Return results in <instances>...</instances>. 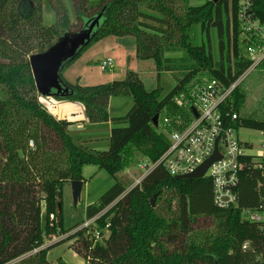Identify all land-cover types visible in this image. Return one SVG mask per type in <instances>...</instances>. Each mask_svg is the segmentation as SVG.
Segmentation results:
<instances>
[{"label":"trees","instance_id":"1","mask_svg":"<svg viewBox=\"0 0 264 264\" xmlns=\"http://www.w3.org/2000/svg\"><path fill=\"white\" fill-rule=\"evenodd\" d=\"M71 1L75 23L64 1L57 0L59 18L46 26L44 0H0V264H50L51 251L64 242L89 264H264V170L254 168L251 157L244 159L238 205L227 210L214 206L209 178L177 180L159 166L125 197L129 186L118 178L138 156L151 163L163 157L170 139L160 124L164 117L178 115V95L206 80L229 88L251 68L247 49L254 43L237 19L239 1L200 0L205 3L197 6L192 0ZM253 15L264 24V0H255ZM99 16L101 24L91 43L66 68L94 43L133 37L136 58L153 60L157 78L177 72L181 79L167 94L160 86L148 91L133 72L126 81L107 85L66 83L72 93L54 98L81 103L91 126L111 124L106 144L85 146L71 135L76 123L56 118L42 103L29 60ZM199 25L208 39L200 46L193 39ZM212 31L218 39L217 58ZM243 83L223 113L230 123L234 114L240 116L231 124L237 130L264 131V121L247 110ZM126 96L133 98V107L125 117L112 116L111 100ZM91 165L114 180L87 209L88 220L105 212L97 221L103 237L96 241L81 230L43 248L48 238L79 228L65 229L63 187L73 181L86 185L83 171ZM161 202H169L165 215L158 208ZM246 211L263 218L252 222ZM59 264L66 263L60 259Z\"/></svg>","mask_w":264,"mask_h":264},{"label":"rangeland","instance_id":"2","mask_svg":"<svg viewBox=\"0 0 264 264\" xmlns=\"http://www.w3.org/2000/svg\"><path fill=\"white\" fill-rule=\"evenodd\" d=\"M63 1L67 13L70 14L72 23H75V10L72 1ZM191 2V5L194 6H197L200 3H205L200 0H192ZM56 5L57 0H44V25L50 26L57 22L59 11L58 6ZM78 29L79 28L76 27L73 28L72 32L67 33V35L79 32ZM193 39L195 45L199 46L203 42H207V35L202 32L200 25L195 27ZM210 39L212 41L214 56L217 58L216 49L218 46V39L215 31L211 32ZM166 55L168 57L173 56L172 54ZM181 56H183L182 52L178 54L177 57L181 58ZM107 59L114 61L115 68L103 72L101 66L103 62L107 61ZM130 72L137 74L139 78L142 79L148 91L155 90L160 86L163 89L164 94L172 91L178 85L179 79H181L180 73L177 72H163L161 73L160 78H157L156 63L153 60L142 61L136 58V41L133 37L118 38L114 36L107 37L98 43H94L87 52L76 58L75 62L64 69L60 79L64 84H79L83 87L100 86L107 85V83L114 81H126ZM243 82L241 88L246 90V94H248V112L250 111V115L256 120L264 121V62L256 67L255 70L251 71ZM40 99H43V101L47 103H52L50 101L52 99L48 100L43 97H40ZM53 100L56 105L54 104L52 108L50 107V111L51 113H54L56 118L68 120L70 122L76 120V124L71 127L70 131L71 135L75 136V139L77 138L80 144L85 146H95L97 143L106 144L108 142L111 124L108 126H102L100 124L91 126L89 124V118L86 115L85 107L81 103L71 101L75 106L72 105L69 109L70 111H67L66 108H62L61 110L58 109V104L70 106V101L58 100L54 97ZM44 105L46 107V104ZM133 105L134 100L132 97H115L111 100L109 108L112 116L125 117ZM58 112L60 113L58 114ZM253 114H255V116ZM77 116L81 117L77 119L74 118ZM72 118L75 120H71ZM160 129L162 130V124H160ZM239 131L240 141L244 145L247 144L251 146L247 151V154L257 156L264 150L263 131H256L243 127L240 128ZM146 162L147 161L144 158L138 156L134 164L128 168V170L124 171V173L119 175V181L124 183L127 187L129 186L128 191L135 181L145 173L141 170L140 166L144 165ZM83 173L84 177L87 179V183L86 185L84 184L82 190L83 194L78 204L75 203L72 183H66L63 187L64 200L62 211H64L65 229L69 230L77 225H79V228L69 235L48 238L43 248L51 247L81 230L80 228L83 223L88 221V207L95 203L102 194L106 193L114 182L111 176L100 171L97 166L91 165L85 167ZM168 205L169 202L165 204L163 202L159 203L158 208L161 214H167ZM70 245V243L64 242L56 246L49 255L50 264H59L60 259L66 264H89L83 257L77 254L75 249Z\"/></svg>","mask_w":264,"mask_h":264},{"label":"built area","instance_id":"3","mask_svg":"<svg viewBox=\"0 0 264 264\" xmlns=\"http://www.w3.org/2000/svg\"><path fill=\"white\" fill-rule=\"evenodd\" d=\"M238 1L237 19L244 36L254 43L247 49L248 59L252 62L251 68L229 88H225L217 80H206L201 84H192L188 90L174 99L179 108L178 115L175 118L166 116L161 122L162 132L170 139L169 147L157 163L147 160L140 166L145 173L135 181L123 197L133 188L140 186L159 166H163L173 177L194 174L218 151L220 159L209 166L204 178H209L212 182L214 206L220 210H227L238 205L237 189L241 173L245 169L244 159L251 157L254 168L264 170V150L257 156L247 154L250 148L240 141V131L231 125L238 122L240 116L234 114L230 123L223 113V107L232 99L233 93L248 74L264 62V24L253 15L255 0ZM113 68H115L114 61L111 59H107L101 66L103 72ZM47 99H52L50 100L52 103H47L43 99L41 101L51 113L50 107L52 108L55 102L53 97ZM104 213L86 221L80 228L92 233L96 241L103 237L97 221ZM245 216L255 223L262 220L261 216L249 211L245 212ZM108 230L107 226L104 232L107 233Z\"/></svg>","mask_w":264,"mask_h":264},{"label":"water","instance_id":"4","mask_svg":"<svg viewBox=\"0 0 264 264\" xmlns=\"http://www.w3.org/2000/svg\"><path fill=\"white\" fill-rule=\"evenodd\" d=\"M217 1V0H215ZM101 16L90 19L87 26L80 32L64 35L51 49L45 53L33 54L29 62L31 63L32 73L36 81L37 90L41 97L52 98L60 96L65 98L72 93L71 88L67 87L60 79L62 72L71 59L75 58L91 42L93 35L100 26ZM159 116L155 117V125H159ZM217 153L208 160L194 174L176 177L177 180H200L203 179L209 166L220 159ZM73 192L75 203L78 204L83 194V181H73ZM157 196L152 199V206L155 205Z\"/></svg>","mask_w":264,"mask_h":264},{"label":"crops","instance_id":"5","mask_svg":"<svg viewBox=\"0 0 264 264\" xmlns=\"http://www.w3.org/2000/svg\"><path fill=\"white\" fill-rule=\"evenodd\" d=\"M153 91V90H152ZM59 106H58V109H62V108H66L67 109V111L70 109V107L73 105V106H75V104L73 103V102H71L69 105L70 106H68V105H61V104H58ZM70 111V110H69ZM60 112H58V114H59ZM70 113V112H69ZM51 114H53L54 115V113L52 112ZM81 116H77V117H74V118H80ZM74 118H72L71 120H75ZM74 122H76V120L74 121Z\"/></svg>","mask_w":264,"mask_h":264}]
</instances>
